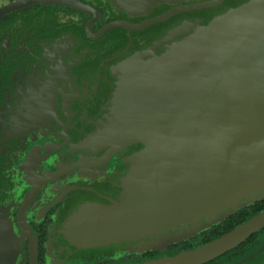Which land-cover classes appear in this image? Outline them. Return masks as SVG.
Masks as SVG:
<instances>
[{"label":"flooded vegetation","instance_id":"obj_1","mask_svg":"<svg viewBox=\"0 0 264 264\" xmlns=\"http://www.w3.org/2000/svg\"><path fill=\"white\" fill-rule=\"evenodd\" d=\"M250 1L138 0L146 9H129L116 0H24L0 18V264H160L264 212L260 199L195 235L207 216L162 227L156 214L177 205L176 194L143 177L157 161L145 160L156 152L141 155L155 145H123L127 128L113 113L122 63L160 56L175 46L176 27ZM262 237L264 226L201 264H228Z\"/></svg>","mask_w":264,"mask_h":264},{"label":"water","instance_id":"obj_2","mask_svg":"<svg viewBox=\"0 0 264 264\" xmlns=\"http://www.w3.org/2000/svg\"><path fill=\"white\" fill-rule=\"evenodd\" d=\"M135 1L116 3L144 7ZM25 7L24 0L3 5L0 18ZM170 35L177 37L171 50L120 65L113 113L127 128L123 145L157 149L141 156L156 152L155 160L145 159L157 163L144 168L149 175L143 177L155 178L160 193L176 194V211L162 206L156 214L162 227L187 218L195 226L207 216L204 227L192 230L195 235L264 199V0H251L205 25L185 23ZM263 226L264 212L227 237L160 264H201L205 255L215 257ZM228 264H264V237Z\"/></svg>","mask_w":264,"mask_h":264}]
</instances>
